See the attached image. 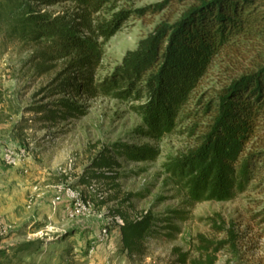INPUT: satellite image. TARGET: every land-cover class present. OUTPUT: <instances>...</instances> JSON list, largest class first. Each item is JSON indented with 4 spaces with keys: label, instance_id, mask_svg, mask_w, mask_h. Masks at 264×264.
Here are the masks:
<instances>
[{
    "label": "rangeland",
    "instance_id": "1",
    "mask_svg": "<svg viewBox=\"0 0 264 264\" xmlns=\"http://www.w3.org/2000/svg\"><path fill=\"white\" fill-rule=\"evenodd\" d=\"M194 3L115 0L87 21L82 19L85 9L73 3L39 9L64 16L83 35V23H89L96 36L99 27L116 28L106 41L97 38L102 42V56L92 73L97 83L110 78L126 53L156 26H171ZM33 54L34 49L9 39L0 21V264H182L181 256L192 264L201 257L199 237L216 244L227 240L228 232L236 236V251L221 249L214 264H264V172L227 202H194L166 170L195 146L209 121L205 107L212 96L264 60L263 43L237 45L218 54L174 130L158 140L142 134L145 129L134 110L144 97L131 101L111 93L95 98L61 94L54 84L68 71L69 59L47 63L52 69L38 76L29 63ZM60 102L79 106L82 115L54 123L32 111L40 106L53 109ZM120 146H146L157 155L153 161H130L114 153ZM4 150L18 162L5 164ZM105 154L118 168H92ZM91 173L114 175L79 185L80 177ZM65 190L89 200L91 211L71 215ZM56 196L58 202L53 201ZM148 212L155 217V234L145 238L139 253L127 255L114 219L140 220Z\"/></svg>",
    "mask_w": 264,
    "mask_h": 264
},
{
    "label": "trees",
    "instance_id": "2",
    "mask_svg": "<svg viewBox=\"0 0 264 264\" xmlns=\"http://www.w3.org/2000/svg\"><path fill=\"white\" fill-rule=\"evenodd\" d=\"M114 1L0 0V21L6 24L9 39L35 50L29 63H34L38 76L52 69L47 63L69 59L70 67L56 81L54 91L90 98L111 93L114 98L131 101L144 97L134 110L145 129L142 134L151 140L174 130L218 54L237 45L264 44V0H195L171 26L160 24L139 41L110 78L93 83L92 73L102 56V42L116 28L99 27L96 36L89 23H83V35L64 16H52L39 8L73 3L85 9L82 19L87 21L90 14ZM98 37L101 43L97 42ZM209 101L205 107L209 121L195 146L168 163L166 170L190 200L227 202L264 172V60H257ZM32 111L54 123L82 115L80 107L70 102ZM114 151L137 162L153 161L157 155L146 146H120ZM92 168L112 171L118 165L105 154L94 160ZM113 175L86 174L80 177L79 185L109 180ZM261 216L264 218V212ZM121 221L123 225L118 229L122 249L127 255L139 253L145 238L155 234V217L148 212L140 220L121 217ZM199 242L201 257L192 264H214V255L221 249L236 251L232 232H228L227 240L216 244L200 237ZM183 259L181 256V263L185 264Z\"/></svg>",
    "mask_w": 264,
    "mask_h": 264
},
{
    "label": "built area",
    "instance_id": "3",
    "mask_svg": "<svg viewBox=\"0 0 264 264\" xmlns=\"http://www.w3.org/2000/svg\"><path fill=\"white\" fill-rule=\"evenodd\" d=\"M2 157H3L4 163L7 165H14L15 163L18 162L17 157L13 153H11L9 150H4ZM64 196H66L67 199H69L70 201V204H71L70 214L71 215L79 216V215L88 214L91 211L92 204L90 203V201L87 199L86 200L82 199L77 193L71 190H65ZM53 201L58 202L59 196H56ZM114 221L117 224L118 228L123 225L121 219L115 218ZM100 236L102 239L107 237L106 229L101 230Z\"/></svg>",
    "mask_w": 264,
    "mask_h": 264
},
{
    "label": "crops",
    "instance_id": "4",
    "mask_svg": "<svg viewBox=\"0 0 264 264\" xmlns=\"http://www.w3.org/2000/svg\"><path fill=\"white\" fill-rule=\"evenodd\" d=\"M1 215V214H0Z\"/></svg>",
    "mask_w": 264,
    "mask_h": 264
}]
</instances>
